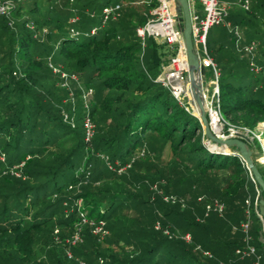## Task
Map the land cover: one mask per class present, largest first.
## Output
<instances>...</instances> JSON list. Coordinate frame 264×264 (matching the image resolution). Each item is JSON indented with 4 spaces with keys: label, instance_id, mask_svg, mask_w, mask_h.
<instances>
[{
    "label": "trees",
    "instance_id": "16d2710c",
    "mask_svg": "<svg viewBox=\"0 0 264 264\" xmlns=\"http://www.w3.org/2000/svg\"><path fill=\"white\" fill-rule=\"evenodd\" d=\"M45 2L44 9L37 0L16 2L12 28L0 14V157L7 156L9 163L4 168L0 161V247L12 248L6 255L12 264H80L78 259L87 264H264L261 221L253 210L249 243L255 255L236 253L246 246L241 223L245 201L254 199L257 185L232 148L229 153L207 148L198 117L155 80L174 52L136 34L149 13L138 17L121 5L119 18L91 35L102 19L91 14L97 11L95 0ZM146 6L153 8L155 1ZM240 8L228 12L230 27L220 32L221 40L209 45L207 36V49L220 69L223 117L253 128L264 122V78L250 70V56L240 57L232 29L243 30L240 46L256 42L252 57L264 65V0ZM74 16L78 20L72 23ZM40 28L48 30L38 44L32 34ZM36 44L57 49L52 62L51 50L36 54ZM57 63L85 73L86 88L95 94L90 141L84 139L80 91L74 90L72 107L68 91L58 85L59 75L49 68ZM211 75L207 71L206 79ZM64 111L75 125L64 120ZM92 150L108 153L121 166L140 153L142 163L133 162L124 174L95 165L97 174L86 177L95 160ZM11 166L21 176L12 174ZM93 180L100 185L88 183ZM155 181L162 191L150 200L148 184ZM79 184L85 186L72 196ZM77 199L80 207L74 206ZM215 201L223 204L221 213L207 211ZM100 222L108 232L104 240L91 233ZM81 227L83 242L66 243ZM54 229L61 230L59 244Z\"/></svg>",
    "mask_w": 264,
    "mask_h": 264
},
{
    "label": "built area",
    "instance_id": "2783aa9c",
    "mask_svg": "<svg viewBox=\"0 0 264 264\" xmlns=\"http://www.w3.org/2000/svg\"><path fill=\"white\" fill-rule=\"evenodd\" d=\"M26 0H0V14L7 16L15 7L16 2ZM152 0H144L149 3ZM155 6L150 12L147 20L141 26L136 28V34L144 40L146 36H150L160 43L166 44L173 50V54L169 59L162 64L159 75L156 77V81L172 95V97L187 111L192 114V95L189 89V83L187 79V60L185 56V47L183 41V34L180 29V19L176 13V1L175 0H154ZM190 10L191 25H192V41L195 52L199 58L200 65L204 67L205 74L202 76V90L205 100V109L208 117V122L211 129L215 134L223 137H234L237 134L245 136L253 148H258L257 162L264 170V122H259L255 127L249 128L246 126L235 125L226 120L220 110L219 100V77L220 69L214 59L209 55L207 49V34L209 29L216 25L224 23L227 27L229 22L226 21L228 16L229 5L223 0H187ZM196 2H199L202 6L204 14L201 16L196 7ZM240 6L243 9L248 10L250 8L251 0H239ZM121 4H106L102 8V19L100 26H93L89 34H97L101 27H104L108 20L116 19L120 15ZM77 16L70 19V22H76ZM32 27V25H31ZM236 37V47L241 52L240 57H249V68L254 74L264 72V65L257 64L252 54L256 48V42L251 41L248 44L240 46L241 34L238 28L232 29ZM73 32V30H72ZM74 33H77L74 31ZM56 68L53 69L55 73L66 84L69 80H76V76L73 73H65ZM212 73L210 79H206V72ZM91 89L83 95L84 97V116H83V128L84 139L90 141L94 135V123L89 114V104L87 103V96L91 94ZM68 118L67 114L64 115ZM214 119V123H213ZM200 122V120H199ZM214 124L216 129L214 128ZM73 125V124H72ZM201 127L203 125L200 122ZM88 173V172H87ZM251 177V176H250ZM252 179V178H251ZM256 195L252 200L248 197L246 203V219L241 223L242 231L245 233V248L236 249V253L241 257L255 255V248L249 243L251 235L249 234L251 224L252 210L261 219V215L258 212V195L259 190L257 187ZM207 211L214 210L221 213L223 211V204L215 201L206 205ZM85 220V219H83ZM94 232L99 235H104L106 230L104 229V223L100 222L94 226ZM184 239L189 240L190 236L186 234ZM77 241V236L73 237V242ZM85 264V263H84ZM258 264V263H256Z\"/></svg>",
    "mask_w": 264,
    "mask_h": 264
},
{
    "label": "rangeland",
    "instance_id": "374dc122",
    "mask_svg": "<svg viewBox=\"0 0 264 264\" xmlns=\"http://www.w3.org/2000/svg\"><path fill=\"white\" fill-rule=\"evenodd\" d=\"M33 0H26V1H24L27 5H29L31 2H32ZM105 1H107V0H95V3H96V9H97V11L96 12H91V14L93 13V14H95V20L97 19V16H99L100 14H102V8L103 7H101L102 5H103V3L105 2ZM129 0H110V3L111 4H115V3H120L121 5H123V7H127V6H130L131 8H133L134 9V11L137 13V15H138V17H141V16H143V15H145V14H150V12L152 11V9L153 8H149V7H147L146 6V2H144V0H133V1H131V2H128ZM223 2H225L226 4H227V6L229 5V8H228V10H229V12L230 11H234V10H237V9H240L241 10V6H240V2H239V0H223ZM37 3H39V6H41V8L42 9H44L45 7H46V3L47 2H45V0H37ZM71 3H73V2H71ZM62 4L61 3H59L57 6L58 7H60V9L61 10H63V7L61 6ZM122 7V6H121ZM196 7H197V11H198V13L202 16L203 14H204V12H203V9H202V6H201V4L199 3V2H196ZM70 8H72V6L71 5H68V7H67V9H70ZM5 16V15H4ZM147 17V16H146ZM5 18H6V20H8V22H7V25L10 27V28H12V27H14V23L15 22H17V18L14 16V14L12 13V11L10 12V14H8L7 16H5ZM119 18V17H118ZM226 21H228L227 19H226ZM229 22V21H228ZM101 23V22H100ZM100 23L99 24H97V26L99 25L100 26ZM140 26V25H139ZM225 24L224 23H222V24H216V25H214V26H212L210 29H209V31H208V34H207V36L209 35V45H210V40H213V39H220L221 40V36H222V33H220L222 30H223V28H225ZM138 27V26H137ZM136 27V28H137ZM28 28H31V30H34L32 27H31V24H29V26H28ZM103 27H101L100 29H102ZM15 30V29H14ZM47 28H40L36 33L35 32H33V34H32V37L33 38H35L36 40H37V42H38V44L39 43H41V42H44L45 40H46V38H45V33H47ZM240 31H241V35H243L242 33H243V30H241L240 29ZM34 35V36H33ZM207 41V40H206ZM53 44V43H52ZM33 47L32 48H35V51H36V54H39V55H42V56H46L47 54H48V52L50 51L51 53L48 55V58H49V61L50 62H52L53 61V59H54V56H56V54H57V49L55 48V47H46V51L44 50V47H43V45H32ZM50 46H52V45H50ZM207 46H208V43H207ZM255 51H257V49L255 50ZM171 56V55H170ZM169 56V57H170ZM49 68L51 69V71L54 69V68H56V69H58V70H60V71H62V72H65V73H72L73 72V74L76 76V80H69L66 84H64L63 83V80L59 77L58 78V85L60 86V87H64V88H66V90L68 91V98H70V100H67V101H70V103L72 104V107H74L75 106V103H76V101H75V97H74V90L75 89H78L79 91H80V97H81V99H83V102H82V105L84 106V97H83V95H85V93L86 92H88V90H87V88H86V85H85V76H86V74L85 73H82V72H74V71H67L65 68H64V66H62V65H60V64H50V66H49ZM57 70V71H58ZM53 72V71H52ZM160 73V72H159ZM159 73H158V75H159ZM157 75V76H158ZM256 76H261V77H263L264 78V72H260V73H258V74H255ZM95 92V91H94ZM92 94H93V92H92ZM89 94L88 96H87V103L89 104V108H90V103L93 101V99H94V97H95V94ZM192 112H193V115L194 116H196V117H198V113H197V109L195 108V107H193L192 108ZM63 114V117H64V115L65 114H67V116H68V118H65L64 117V120L65 121H69L71 124H73V125H75V121H74V117L72 116V115H69V113H67V112H63L62 113ZM201 122V121H200ZM107 123H109V121L107 122ZM202 124V123H201ZM94 136V135H93ZM203 143L207 146V141H206V139H204L203 140ZM143 149H145L146 150V148L145 147H143ZM144 150V151H145ZM142 152V151H141ZM253 154H254V159H255V156L257 157L258 156V154H259V152H258V148H256V149H253ZM92 153L94 154V151L92 150ZM228 153H229V150H228ZM139 158H140V153H138V154H134V156L133 157H131L130 158V164H129V162H128V164H123L122 166L120 165V163H119V161H117V160H115V161H111L112 159H111V157L109 156V154L108 153H106V152H101V151H98V152H96L95 154H94V162L92 163V165L91 166H89L90 168H89V171L90 172H88L87 174H86V177H90V176H95L96 174H97V172H98V170L99 169H96L95 167V165H99V166H102L103 164L104 165H106V167H107V169L108 170H110V171H116V172H118V174H124V173H126V169L133 163V162H136V164L137 163H142L141 161H142V159L141 160H139ZM163 160L166 158V152L165 151H163V153H162V157H161ZM257 159V158H256ZM0 161L3 163V165H4V168L5 167H8L9 166V163H8V161H7V156H2L1 155V157H0ZM256 163H257V165L258 166H260L259 165V163L257 162V160H256ZM135 164V165H136ZM143 164H145L146 165V163H143ZM93 167L95 168V169H93ZM7 169V168H6ZM93 170H95L94 172H95V174L93 173ZM9 171L12 173V174H14L16 177H19V176H21V174L19 173V172H12V166L9 168ZM6 171H4L3 173H5ZM162 181V180H161ZM88 183H90V184H92V185H94V186H98V185H100V183L101 182H99V181H89ZM162 183H165L164 182V180L162 181ZM149 185V187H150V189L152 190V193H150V200H153L154 198H156V195H155V193L158 195V194H161L160 192L162 191V189H160V187H159V182L158 181H155V182H153L152 184H148ZM83 186H85V185H83V184H79V185H77V187L74 189V191L72 192V196H74L75 194H77L78 192H80V191H82V187ZM164 198H166V199H168V197H164ZM75 202H74V206H75V204L78 206V207H80V205H81V203H82V201H81V199H77V200H74ZM64 205L66 204V203H63ZM68 205V204H67ZM83 221V223L84 224H86L87 222L85 221V220H82ZM105 223H104V229H105ZM83 226H85V225H83ZM83 228L84 227H81L80 228V233L83 231ZM106 230V233L104 234V235H99V234H96L95 232H94V228H92V231H91V233L95 236H98V238L99 239H105L106 238V236L108 235V232H107V229H105ZM61 231V230H60ZM60 231H58V229H54V236H55V238H56V244H59V243H61L62 242V240L60 239V238H57V236L56 235H60ZM80 233H73V234H70V235H68L66 238H65V242L66 243H68V242H70L71 240H73V237L74 236H77V241L80 243V242H83V235H82V233L80 234ZM5 245H9V242L7 243V241L4 243ZM12 252V248L9 246V247H0V264H12V261L9 259V256H11V255H8V256H6L7 254H8V252ZM11 254V253H10ZM67 255H68V257L69 258H72L73 257V255H72V253L70 252V251H67ZM78 261L80 262V264H84L85 262H83V261H81V260H79L78 259ZM85 264H87V263H85Z\"/></svg>",
    "mask_w": 264,
    "mask_h": 264
},
{
    "label": "water",
    "instance_id": "95a60500",
    "mask_svg": "<svg viewBox=\"0 0 264 264\" xmlns=\"http://www.w3.org/2000/svg\"><path fill=\"white\" fill-rule=\"evenodd\" d=\"M176 1V13L180 19V29L183 34V41L185 47V56L187 60V79L189 83V89L192 95V107L197 109L198 119L201 121L203 127L205 139L207 141V148L210 145H214L215 151L229 150L233 151L243 161L249 175L253 182L259 188L262 196L258 199V211L264 221V178L258 165L253 157V149L250 146L249 140L240 134L234 137H223L217 135L211 129L208 122V117L205 109V100L202 90V76L205 74V69L200 65L199 58L195 52L193 41H192V25L190 10L187 0H175Z\"/></svg>",
    "mask_w": 264,
    "mask_h": 264
},
{
    "label": "crops",
    "instance_id": "0c3cea01",
    "mask_svg": "<svg viewBox=\"0 0 264 264\" xmlns=\"http://www.w3.org/2000/svg\"><path fill=\"white\" fill-rule=\"evenodd\" d=\"M258 198H259V195H258ZM260 221H261V226H262V233L260 234V240L264 242V221L261 219H260ZM263 257H264V255H263ZM263 261H264V258H263Z\"/></svg>",
    "mask_w": 264,
    "mask_h": 264
},
{
    "label": "bare ground",
    "instance_id": "6f19581e",
    "mask_svg": "<svg viewBox=\"0 0 264 264\" xmlns=\"http://www.w3.org/2000/svg\"><path fill=\"white\" fill-rule=\"evenodd\" d=\"M213 123H214V119H213ZM214 128L216 129V126L214 124ZM210 148L213 149V150H216L215 146L214 145H210ZM225 153H228V150H224Z\"/></svg>",
    "mask_w": 264,
    "mask_h": 264
}]
</instances>
